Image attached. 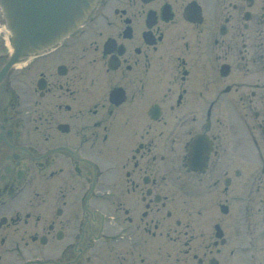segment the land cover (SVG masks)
I'll list each match as a JSON object with an SVG mask.
<instances>
[{
    "label": "flooded vegetation",
    "instance_id": "obj_1",
    "mask_svg": "<svg viewBox=\"0 0 264 264\" xmlns=\"http://www.w3.org/2000/svg\"><path fill=\"white\" fill-rule=\"evenodd\" d=\"M10 54L0 264H264V0H97Z\"/></svg>",
    "mask_w": 264,
    "mask_h": 264
},
{
    "label": "water",
    "instance_id": "obj_2",
    "mask_svg": "<svg viewBox=\"0 0 264 264\" xmlns=\"http://www.w3.org/2000/svg\"><path fill=\"white\" fill-rule=\"evenodd\" d=\"M96 0H0L15 57L47 48L74 31Z\"/></svg>",
    "mask_w": 264,
    "mask_h": 264
}]
</instances>
